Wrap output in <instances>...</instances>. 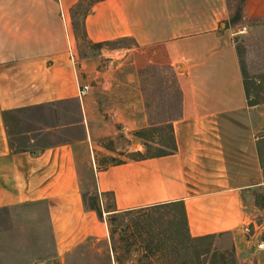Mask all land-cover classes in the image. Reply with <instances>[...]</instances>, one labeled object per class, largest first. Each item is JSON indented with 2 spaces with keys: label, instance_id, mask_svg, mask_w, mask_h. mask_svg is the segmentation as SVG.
<instances>
[{
  "label": "crops",
  "instance_id": "obj_1",
  "mask_svg": "<svg viewBox=\"0 0 264 264\" xmlns=\"http://www.w3.org/2000/svg\"><path fill=\"white\" fill-rule=\"evenodd\" d=\"M85 1L0 0V209L30 210L39 226L0 234V264L158 263L144 230L119 220L176 206L188 236L228 239L239 264H264V100L249 103L235 31L264 27V0H240L238 22V0H97L78 30ZM121 39L164 51L176 71L177 149L98 167L101 139L150 127L138 80L122 62L101 67ZM62 102L78 103L85 139L15 151L4 113ZM91 179L102 215L86 201Z\"/></svg>",
  "mask_w": 264,
  "mask_h": 264
},
{
  "label": "rangeland",
  "instance_id": "obj_2",
  "mask_svg": "<svg viewBox=\"0 0 264 264\" xmlns=\"http://www.w3.org/2000/svg\"><path fill=\"white\" fill-rule=\"evenodd\" d=\"M94 1L97 0H87L79 6L76 22L78 30H82L83 15L88 10L89 4ZM238 4L240 5V0ZM236 38L244 70L247 71V79L249 80L251 76L254 78V83L248 81V84L253 94L259 95V100L263 101L264 27L246 30ZM85 45L95 47L88 43ZM107 46L112 50L115 49L116 52L102 53L101 67L113 69L114 63L122 62L127 74L138 80L144 94L150 127L134 131V133L127 131L116 138L101 139L99 148L94 146L97 165L99 160L111 158V156H115L120 161L123 155L129 157L140 152L139 132L146 134L144 142L149 143L150 154H157L160 148L168 150L173 136L171 120L180 114L181 90L176 71L168 64L164 51L158 49L156 51L154 48L140 49L133 39H124ZM94 51L97 55V48ZM84 86L91 88L90 85H83L81 89ZM15 116L17 122L11 130L15 133L12 135V140L18 147L23 145L27 147L26 149L35 150L54 143L81 142L85 139V130L80 125L81 109L76 102L36 107L26 112H19ZM87 149L91 153V148L87 147ZM94 163L95 161H93L95 167ZM84 181L88 188L85 195L91 201L96 194L95 179ZM260 218L264 220V216ZM119 224L122 225L123 230L125 227L128 229L129 226L144 230L145 234H143L149 244H152L153 248L159 250L163 256L158 263L153 264H239L235 247L228 239L211 238L190 241L180 206L159 209L148 216H123ZM38 233V216L34 212L0 209V234L23 236ZM196 251L200 253L209 251V253L201 256L199 262Z\"/></svg>",
  "mask_w": 264,
  "mask_h": 264
},
{
  "label": "trees",
  "instance_id": "obj_3",
  "mask_svg": "<svg viewBox=\"0 0 264 264\" xmlns=\"http://www.w3.org/2000/svg\"><path fill=\"white\" fill-rule=\"evenodd\" d=\"M242 19V4L239 6V9L237 11V14L236 16L232 19L234 22H238V21H241ZM121 40H124V39H121ZM121 40H118V41H112V42H107L105 43L106 45H113ZM248 99H249V103L250 105H257L259 103H261L262 101L259 100V95L257 94H253L252 90L248 88ZM180 111H181V91H180ZM32 108H23V109H19V110H12V111H6L4 113V117H5V120H6V123L8 125V132H9V135H10V138H11V145L12 147L14 148L15 151H24V150H27L25 146L21 145V146H16L15 142H13L12 140V135H14L15 133L12 132L11 129H13L14 127V123L17 122V118L15 116V114L19 113V112H26L28 110H30ZM172 128V126H171ZM146 134H142V132H139L138 136L143 138V139H146L145 137ZM146 146V152L143 153V152H138L136 154H132L131 156L133 158H145V157H148V156H151L152 154H150V146H149V143H146L145 144ZM169 149L168 150H163L162 148H160L161 150L158 151L157 154H153V155H165V154H169V153H172L173 151H176L177 149V144H176V140H175V137L172 136V144L171 146L168 147ZM90 200V199H89ZM86 197V201L88 203V205L96 210H98V212L102 215V211L100 209V207L98 206V198L97 197H93L91 201H89ZM190 241H199V240H203V239H211V238H214V236H210V237H201V238H193V237H190L188 236ZM197 259L199 260L200 262V257L201 256H205L206 254L209 253V251H205V252H197ZM185 264H190V263H185Z\"/></svg>",
  "mask_w": 264,
  "mask_h": 264
},
{
  "label": "built area",
  "instance_id": "obj_4",
  "mask_svg": "<svg viewBox=\"0 0 264 264\" xmlns=\"http://www.w3.org/2000/svg\"><path fill=\"white\" fill-rule=\"evenodd\" d=\"M246 29H247L246 27L244 29H241L239 31V33H241V34L244 33L246 31ZM88 89H89L88 86H84L82 89L80 88V97H83L86 94V92H87ZM259 248L260 249H264L263 244H259Z\"/></svg>",
  "mask_w": 264,
  "mask_h": 264
}]
</instances>
